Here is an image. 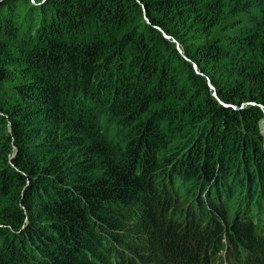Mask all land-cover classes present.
Masks as SVG:
<instances>
[{
	"label": "trees",
	"instance_id": "16d2710c",
	"mask_svg": "<svg viewBox=\"0 0 264 264\" xmlns=\"http://www.w3.org/2000/svg\"><path fill=\"white\" fill-rule=\"evenodd\" d=\"M261 106L264 0H0V264H264Z\"/></svg>",
	"mask_w": 264,
	"mask_h": 264
},
{
	"label": "water",
	"instance_id": "95a60500",
	"mask_svg": "<svg viewBox=\"0 0 264 264\" xmlns=\"http://www.w3.org/2000/svg\"><path fill=\"white\" fill-rule=\"evenodd\" d=\"M147 18V17H146ZM147 20H148V18H147ZM149 21V20H148ZM160 29V28H159ZM162 32H163V35L167 38V39H172L173 41H175L176 42V44H177V48L180 50V52L182 53V49H181V47H180V44L178 43V41H176L172 36H170V35H168V34H166L163 30H162ZM187 58V57H186ZM195 67L197 68V65L195 64ZM212 88L214 89V95L218 98V100L223 104V105H225L226 106V104H224L222 101H221V99L218 97V95H217V92H216V90H215V88L212 86ZM251 104H255L254 102H250ZM262 108H263V110H264V106H261Z\"/></svg>",
	"mask_w": 264,
	"mask_h": 264
},
{
	"label": "rangeland",
	"instance_id": "374dc122",
	"mask_svg": "<svg viewBox=\"0 0 264 264\" xmlns=\"http://www.w3.org/2000/svg\"><path fill=\"white\" fill-rule=\"evenodd\" d=\"M261 130H262V133L264 134V119H263V123H262V128H261Z\"/></svg>",
	"mask_w": 264,
	"mask_h": 264
}]
</instances>
